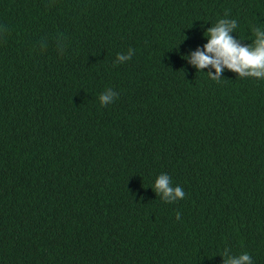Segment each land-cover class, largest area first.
I'll return each instance as SVG.
<instances>
[{
  "label": "trees",
  "instance_id": "trees-1",
  "mask_svg": "<svg viewBox=\"0 0 264 264\" xmlns=\"http://www.w3.org/2000/svg\"><path fill=\"white\" fill-rule=\"evenodd\" d=\"M221 19L264 0H0V264H264V79L190 63Z\"/></svg>",
  "mask_w": 264,
  "mask_h": 264
},
{
  "label": "clouds",
  "instance_id": "clouds-1",
  "mask_svg": "<svg viewBox=\"0 0 264 264\" xmlns=\"http://www.w3.org/2000/svg\"><path fill=\"white\" fill-rule=\"evenodd\" d=\"M237 27L235 20L221 19L219 22L204 33L208 38L205 45V51H196L190 58V63L202 71L211 65L215 69V75L209 72L213 80H219L223 68H227L238 74V77H253L264 79V31L254 29V46H241L236 39L230 35ZM207 34V35H206ZM132 50L129 49V56H118L119 61H125L131 58ZM211 54V55H209ZM116 93L108 91L100 95L101 105H108L113 102ZM155 190L162 194V199L166 202H175L177 199H183L185 192L181 187L171 186L170 178L167 174H161L155 181ZM177 220L180 214L177 213ZM225 264H252L249 254L243 253L238 257L225 259Z\"/></svg>",
  "mask_w": 264,
  "mask_h": 264
}]
</instances>
